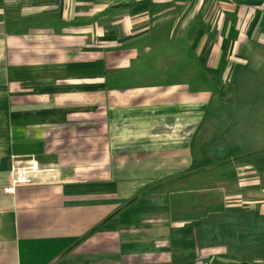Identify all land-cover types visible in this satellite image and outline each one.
I'll return each mask as SVG.
<instances>
[{"label":"crops","instance_id":"1","mask_svg":"<svg viewBox=\"0 0 264 264\" xmlns=\"http://www.w3.org/2000/svg\"><path fill=\"white\" fill-rule=\"evenodd\" d=\"M166 25L184 58L161 64ZM259 48L264 0H0V264H264L257 151L215 188L137 194L192 169L211 92L124 83L202 68L224 87ZM20 159L34 171L12 186Z\"/></svg>","mask_w":264,"mask_h":264},{"label":"rangeland","instance_id":"2","mask_svg":"<svg viewBox=\"0 0 264 264\" xmlns=\"http://www.w3.org/2000/svg\"><path fill=\"white\" fill-rule=\"evenodd\" d=\"M170 35V26H163L149 53L161 64L184 58H179L178 54L183 53L181 49H184L185 41H172ZM196 60L193 58L194 65L199 64ZM147 69L149 71L142 75L130 74L124 83L181 82L186 79V75L189 77L191 74L194 91H209L211 99L205 110V119L194 131L192 169L167 175L160 179V185H146L137 194L145 193L150 187L152 190L160 188L171 191V188L165 186V182L183 176H193L194 180L182 188L188 187L194 192L206 190L207 187L215 188V182L222 177L234 180L236 176L235 170L223 163L224 160L241 159L244 152L250 150L257 151L252 160H256L258 165H264V49L252 50L246 63L242 65V71L235 79L233 76L225 79L224 87L220 88L211 87L216 76H206L202 68H172L169 73L163 71L165 68H155L154 71ZM98 72L101 73V69ZM116 79H120L119 73L114 76V80ZM25 164L27 161L15 160L11 168L12 176L17 167ZM200 176L204 178L202 182L199 181Z\"/></svg>","mask_w":264,"mask_h":264},{"label":"built area","instance_id":"3","mask_svg":"<svg viewBox=\"0 0 264 264\" xmlns=\"http://www.w3.org/2000/svg\"><path fill=\"white\" fill-rule=\"evenodd\" d=\"M34 169L31 164H25L17 167L13 172L12 186L27 184L29 182V175L33 173Z\"/></svg>","mask_w":264,"mask_h":264}]
</instances>
